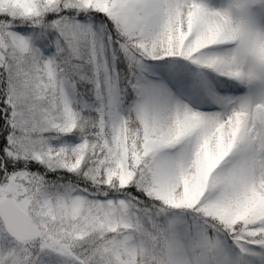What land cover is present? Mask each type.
<instances>
[{
	"label": "snow or ice",
	"instance_id": "1",
	"mask_svg": "<svg viewBox=\"0 0 264 264\" xmlns=\"http://www.w3.org/2000/svg\"><path fill=\"white\" fill-rule=\"evenodd\" d=\"M0 264H264V0H0Z\"/></svg>",
	"mask_w": 264,
	"mask_h": 264
}]
</instances>
